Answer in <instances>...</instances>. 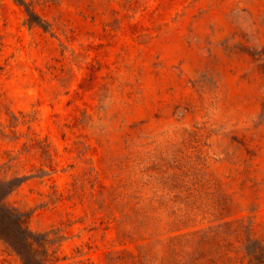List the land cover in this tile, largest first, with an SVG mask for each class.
<instances>
[{
	"label": "rangeland",
	"instance_id": "1",
	"mask_svg": "<svg viewBox=\"0 0 264 264\" xmlns=\"http://www.w3.org/2000/svg\"><path fill=\"white\" fill-rule=\"evenodd\" d=\"M24 1L44 27L0 0V181L49 263L264 258V0Z\"/></svg>",
	"mask_w": 264,
	"mask_h": 264
},
{
	"label": "trees",
	"instance_id": "2",
	"mask_svg": "<svg viewBox=\"0 0 264 264\" xmlns=\"http://www.w3.org/2000/svg\"><path fill=\"white\" fill-rule=\"evenodd\" d=\"M16 1L25 6L29 16L28 23L42 24L41 17L28 7L24 0ZM42 26L44 27L43 24ZM22 181L20 177L0 181V241L15 252L23 264H50L47 247L50 242L48 232H36L30 229L24 214L6 202L7 195ZM259 249L260 247L256 245L255 249L249 250L250 264H264V258L258 255Z\"/></svg>",
	"mask_w": 264,
	"mask_h": 264
}]
</instances>
